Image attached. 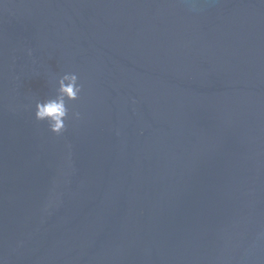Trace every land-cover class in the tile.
I'll return each mask as SVG.
<instances>
[{"label": "water", "instance_id": "1", "mask_svg": "<svg viewBox=\"0 0 264 264\" xmlns=\"http://www.w3.org/2000/svg\"><path fill=\"white\" fill-rule=\"evenodd\" d=\"M0 264H264V0H0Z\"/></svg>", "mask_w": 264, "mask_h": 264}, {"label": "clouds", "instance_id": "2", "mask_svg": "<svg viewBox=\"0 0 264 264\" xmlns=\"http://www.w3.org/2000/svg\"><path fill=\"white\" fill-rule=\"evenodd\" d=\"M31 55V52H29ZM82 92V85L76 74H64L58 80V88L54 97L38 101L35 105V119L46 122L49 130L56 136L66 131L65 121L69 118L67 102L77 101ZM74 119H79L78 112L73 113Z\"/></svg>", "mask_w": 264, "mask_h": 264}]
</instances>
